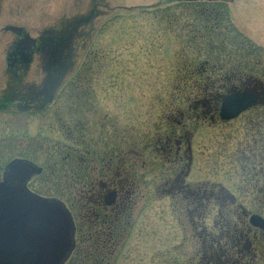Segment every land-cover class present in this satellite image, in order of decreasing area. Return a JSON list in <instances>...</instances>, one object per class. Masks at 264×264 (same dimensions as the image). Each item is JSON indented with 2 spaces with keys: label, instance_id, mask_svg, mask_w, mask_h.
I'll return each mask as SVG.
<instances>
[{
  "label": "rangeland",
  "instance_id": "obj_1",
  "mask_svg": "<svg viewBox=\"0 0 264 264\" xmlns=\"http://www.w3.org/2000/svg\"><path fill=\"white\" fill-rule=\"evenodd\" d=\"M0 1V89L3 87L6 77L4 54L7 47L5 43L8 37L13 36L1 30V27L7 23L24 27L30 36L35 37L44 29H51L55 32L56 29L70 24L68 21L73 22L75 19L77 21L81 19L84 27L78 28V31L81 32V36H83V31L90 38L84 41L85 44L81 49L77 50L73 70L70 73L72 76L65 84L69 89L79 76L90 75L94 79H98L95 82L94 94L92 92L90 96L93 105L90 111H86L89 108L85 107L79 109L78 102L68 94L65 95V91H62L61 94L60 91H56L57 95L54 97L56 102L50 103L49 107L40 112H38V106L34 108V111L25 114L9 111L14 110L12 108L5 110L9 112L0 111L1 168L13 158L28 157L30 160H38V162L42 158L41 162L46 170L52 167V169L63 171L62 166L55 162L57 151L53 145L55 141L61 143V135L58 134L59 131L54 133L53 130H48L50 123L60 120L70 124L75 119H79L80 122H88L90 125L93 120H102L103 116L109 115L113 117L115 127L114 148L117 151L118 149L126 151V147L123 146V144L126 145V142L132 148L134 140L127 141L124 130L129 129L127 132L130 133L138 132L140 128L139 115L143 111H147V105L151 99L161 100V96L163 99L170 98L172 93L169 87L175 83L177 68L180 67L182 57L196 51L183 41V38L187 40V37L181 36L173 48V58H167L160 53L166 47L160 37L153 40L157 42L156 44H150L149 42H152L150 40L140 39V36L144 35L141 33L142 29L145 32L156 31L161 34L163 32L162 28H153V26L149 28L142 25L143 22L152 21L154 15L158 13L153 8H150L149 11L144 9L149 6L148 4L154 3L153 0ZM222 5H224V9L228 7L227 4ZM229 9L226 10L224 23L220 25V29L213 32L218 33L219 38H215L212 34L216 42L215 49L207 51V55L225 63L224 68L226 69H233L232 66L235 64L241 65L242 75L250 76L252 74L261 78L264 75V0H233ZM179 10H182L180 6ZM183 20L185 19L180 20L182 26L186 23ZM124 26L127 29H124ZM175 27H177V23ZM70 29L74 31L73 26ZM173 31L176 33L175 28ZM235 35L237 36L236 41L233 38ZM228 40L231 42H227V45L219 43V41L222 43V41ZM224 52H228L227 56L223 55ZM108 74L110 75L108 76ZM107 77H109L111 92L105 95L106 92L104 94L100 92L102 88L97 84L106 82ZM25 81H28V78H25ZM102 84L104 86L105 83ZM154 104V108L145 115L146 130L148 131L145 136L146 144L153 142V136H150L149 131L153 133L157 124L159 125L160 122L164 124V121L160 119L159 105L161 103L155 102ZM182 106L181 108L185 110V107ZM93 110L96 111L95 117H92V113H90ZM262 111L258 110V112ZM247 117L241 116L231 123H217L218 125L216 122L214 125L205 122L197 126V123L194 122L193 127L197 129L194 130L191 139L194 164L192 167L193 179L201 181L205 174V179L223 181L231 190L241 188L243 192L240 195L243 197L251 195L257 197L251 186L241 187L239 185V175L237 172H231L229 166V164H234L233 161L237 163V159L241 161V153H246L250 146ZM54 125L58 128L57 124ZM17 141L18 147L15 145L11 150V146ZM32 141H35V147L31 146ZM138 141L139 138H135V142L138 143ZM40 143H43L45 147V149L42 148L45 155L42 153V157L39 155L36 157L34 153L40 149ZM262 143L264 145V140ZM47 146H49L48 149H46ZM215 153L217 156L213 157ZM60 157L58 155L57 159ZM238 164L240 169L242 162H238ZM60 175L63 177L65 173L60 172ZM40 179L41 177H36L30 182L31 190L38 194L62 198L58 194L63 192L64 178L58 183L52 180V176H48L44 182ZM58 184L59 186H57ZM258 189L261 191L262 188L259 186ZM73 192L74 189H72ZM146 192H148L147 189ZM165 204L166 202H163L158 205V212L165 210L163 218H158L156 204H150L148 209L142 211L145 213L136 220V226L132 229L130 236V244H126L123 250L120 248L119 257L111 264H173L176 263V260L179 261V264L186 263L184 259H187L189 251L185 246L183 248L175 247L176 251H171L172 245L179 244V241H172L174 239H172L170 231L171 219ZM250 205L247 204V207ZM180 239L179 235L177 240Z\"/></svg>",
  "mask_w": 264,
  "mask_h": 264
},
{
  "label": "flooded vegetation",
  "instance_id": "obj_2",
  "mask_svg": "<svg viewBox=\"0 0 264 264\" xmlns=\"http://www.w3.org/2000/svg\"><path fill=\"white\" fill-rule=\"evenodd\" d=\"M68 23L70 24L62 26V28L70 29L74 26L75 37L70 36L69 31L66 32L64 30L62 32L64 35L59 36L61 29L59 32L44 29L33 37L31 42L29 40L30 37H27L24 29L22 31L20 28L21 31L13 32L11 29L17 28L16 26L7 24L1 27L3 32L12 34L13 36H11V38L8 37L5 43L7 47L4 54L6 77L3 87L0 89V111L12 108L14 110L9 111L25 114L29 111H34L36 106H38L37 108L39 111L40 109L43 110L49 107L50 103L54 104L56 102V100L50 99L52 94L51 90L54 89V81L58 80L57 76L60 75L59 71L62 67H65V62H67L70 56V52H67V46L75 44L74 42L81 37V32L78 31V28H81L83 25L81 19L79 21L75 19L73 22L68 21ZM25 78H28V81H25ZM96 81H98V79H94L90 75L86 77L79 76L69 89H67L65 84L60 90V94L62 91H65V95L68 94L69 97L74 98L78 102L79 109L85 107L89 108L86 111H90V108L93 107L90 96L92 92L94 94ZM102 83L103 82H99L97 85L103 86ZM232 88L231 91L237 89L242 90L244 87L241 86L239 88L233 86ZM249 90H252L258 95V101L249 110L252 111L258 109L259 105L264 104V88H261L260 95L259 92L256 91L258 90L257 88H251ZM100 92L103 94L106 92L105 95H108L110 90L105 87ZM161 105L162 103L160 106ZM90 113H92V117L96 116L95 110ZM168 114V112H162V116H167ZM200 116V111H195L194 109L190 110L187 116H184V113L179 115L180 118L178 117L179 121H177V126L173 127L175 130L173 142H169V138L167 137L168 133L166 131L159 133L161 140L157 141L155 148L160 155L157 163V165H160V168L155 170L156 188H160L175 177L177 173V161H188V163L191 164V154L186 149V146L190 144V140L194 134L193 123L199 121L197 118L200 119ZM83 124L84 122H80L79 119H75L70 124H66L63 120L57 121L58 133L62 135L60 139L64 141L61 142V144H58L59 142L56 144L58 150L63 151L59 155L61 156V166L65 173L63 176L65 179L63 186L65 188L61 194V200L68 205L70 202L76 204L77 213H75V215L73 214V217L76 218L83 219L88 217V214H91L94 221H100L101 218L102 222L110 219L115 221L119 217L123 220L124 228L121 234V242L113 251L112 259L109 264H111L112 261L115 262L119 257L121 252L120 248L123 250L126 244H130L132 229L136 226V220L142 216V210L147 208V204H156L157 216L158 218H163L165 210L158 212V205L163 202H166V211L171 219L170 231L172 239H174L172 241H179V244L175 243V245H172L171 251L174 250L175 247L183 248V246H185L189 251L187 259H184L186 262L185 264H264V230L252 227L249 224V218L251 216H258L264 220V194L261 193L264 188L263 135L262 138H259V133H257V137L253 139L250 147V149L257 152L255 156L252 155L254 160L251 164L253 165L247 176L250 177L252 183L251 185H248L247 182L243 184V180L240 178L239 184L241 187L251 186L254 192H256L255 196L257 197H252V195L250 197H243L240 195L243 192L241 188L231 190L223 181L205 179V174V177L202 178V184L216 185L227 189L232 194L229 201L236 204L239 212L238 218L241 217L237 222L240 226L239 229H237V238L231 241L232 243L223 241L218 249L213 247V254H217V256L213 259H207L205 256L201 257L199 253V251L204 250V247L206 248L204 243L205 238H203L202 235L200 238L198 232L194 229V226H192L187 217L193 202L180 199L178 200L179 205L176 206L169 196H153L146 192V189L141 190L146 182L145 163H142L141 167L139 166V179L133 178L131 182L133 186H136V189L138 187L139 193L130 192L129 186L131 183H128L129 177L125 175L124 171L119 167L120 164H116L115 160V156L117 159L120 156L116 155L114 148L115 133L113 117L107 115L103 116L102 120H93L90 125L86 122L87 127ZM159 126L160 124L157 129H159ZM48 127L55 133L56 130L53 128L52 123H50ZM163 137L166 138V141L162 140ZM71 138H74V142L69 140ZM83 140H85V143ZM18 141L11 146V150L15 145L18 147ZM248 150L249 148H247V152ZM1 153L2 150H0V154ZM127 154H130L129 149L126 150L124 156ZM241 156L245 157V152L241 153L240 157ZM238 162L239 160L237 159V163L229 164V166L231 171H240L241 177H243V168H238ZM190 177L189 166L185 176V182L187 184H195L192 179H189ZM125 186L128 187L125 188ZM259 186L262 188L261 191L258 189ZM72 189H74V192L71 195ZM133 194L135 204L129 216L121 217L120 214L119 216L115 215L114 211L122 206L124 200L128 202L133 198ZM202 199L207 202H221L218 200L221 198L215 196H206L202 197ZM223 202L224 200H222V203ZM137 203L139 204L138 212L135 211ZM247 204L251 205L247 207ZM71 207L72 203L70 204V208ZM97 207H99L100 210H98ZM215 217L216 216L213 215L206 220V225L209 230H211L209 231L206 229L208 232H214L216 229L214 226ZM76 218L75 226L77 225ZM213 234L217 233L214 232ZM179 235L181 239L177 240ZM76 238L77 232L75 234V240ZM206 250L207 249L204 251ZM173 264H179V261L176 260V263Z\"/></svg>",
  "mask_w": 264,
  "mask_h": 264
},
{
  "label": "trees",
  "instance_id": "obj_3",
  "mask_svg": "<svg viewBox=\"0 0 264 264\" xmlns=\"http://www.w3.org/2000/svg\"><path fill=\"white\" fill-rule=\"evenodd\" d=\"M227 1L229 0H161L156 7H153V10H156L158 13L154 15L152 21L143 22L142 25H146V27L149 28H151V26H153V28L159 27L163 29V32L162 34L156 31L145 32L144 29H142L141 33H144V35H141L140 39L150 40L152 41L149 42L150 44H156L157 42L153 40L159 39L160 37V39L164 42L163 45L166 46L164 51H161L160 53L167 58H173V48L180 40L181 36L187 37V40L183 38V41L188 45V47H191L196 51L190 52L185 57H182L183 59L181 60L180 67L177 68L175 83L169 87L171 89L170 92L173 95L171 94L169 99L167 97L163 99V96H161L162 105H159L160 117L161 121H164V124L160 123L159 129H157L156 125L153 133L149 131L150 136H153V142L151 144H146L145 136L148 131L146 130L147 121H144L142 124L143 131L138 130V132L130 133L127 132L129 130H124L127 141L130 139L134 140L132 148L128 146L127 142L126 145L123 144V146L126 147V150H130V154L124 156L126 151H121V149H118L117 151L115 149L116 155L120 156L118 159L115 156L116 164H120L119 167H121L125 175H128V183H131L133 178L139 179V166L141 167L142 163H145L146 182L145 186H143L141 190L147 189L153 196H169L172 201H174L176 206L179 205L178 200L180 199L193 202L192 208L188 211L187 217L189 218V222L192 226H194V229L198 232L200 238L201 235L205 238L204 243L206 248L204 247V250H207L199 251V253L201 257L205 256L207 259H213L217 256V254H213V247L218 249L223 241L232 243L231 241L237 238V229L240 227L237 222L241 217L238 218L239 212L236 204L229 201L232 194L221 186L205 185L202 183L187 184L185 182V176L188 171L187 161H177V176L175 175L172 180L162 185L160 188H156L155 170L160 168V165H157L160 155L155 148L157 141L161 140V136H159V133L161 132L166 131L168 133L167 137L169 138V142H173V134H175L173 127L177 126V121H179L178 117L182 113H184V116H187L190 110L194 109L195 111H200L201 114L200 119L197 118V120H199L197 122H200L201 120V122L215 123L218 104L223 95L230 92L233 89V86L239 88L242 86L244 87L243 89L257 88L258 90L256 91L259 93H261V88H264V82H257L256 77L252 74H250V76L242 75L240 70L241 65L235 64L232 66L233 69H226L224 68L225 63L217 61L207 55V51L215 49L216 42L214 39L217 37L219 38V34L213 32L219 30L220 25L224 23L226 7L224 9V5L222 4H225ZM172 5H175L176 7H173ZM179 6L182 10H179ZM149 10L150 8L146 9V11ZM181 19H185L183 22H186L183 26L181 25ZM176 23L177 27H175ZM173 28L176 29V33L173 31ZM124 29H127V27L124 26ZM82 33L83 36L78 38L76 41L77 45L80 40H82V42L87 41V39L89 40V35L83 31ZM212 34L215 36L214 39ZM227 42L230 43L231 41H222V43L219 41L221 45H227ZM227 54L228 52H224L223 55L227 56ZM68 66L67 62L66 67ZM62 70H64V67H62L61 71ZM55 85L56 84H54V86ZM181 106L185 107V110L182 109ZM152 108L153 107L149 108L148 111ZM259 109L263 111L258 112L254 109L247 115L250 146L248 152L245 153V157H241V161L239 160V163L242 162V173L245 177H241L240 171L233 170L234 172H237L239 178L243 180L242 183L245 184L247 182L248 185H251L252 183V181H250V177H247L249 170L253 165L251 164L254 160L252 155L255 156L257 153L253 151V149H250V147L253 139H256L257 133H259V138H262V135L264 136V104L259 105ZM162 112H168L169 114L167 116H162ZM137 137L139 138L138 143L135 142V138ZM69 140L74 142V138ZM162 140L166 141V138L163 137ZM83 142L85 143V140H83ZM42 148L44 147H41L37 150L38 152L34 153L36 157L43 153ZM59 154L60 153L57 152L55 162L58 163V165H62L61 157L57 159ZM25 159L29 158L27 157ZM59 162L61 163L59 164ZM153 162L155 163L153 164ZM233 163L235 162L233 161ZM44 168L45 173L42 176V182H44L48 176H52V180L56 183L61 182L63 177L60 175V172L63 171L56 170V168L52 169V167H49L47 170L45 166ZM57 186H59V184ZM127 187L128 186H125V188ZM129 191L132 193H139L138 187L136 189V186H133L132 183L129 186ZM261 193L264 194V188ZM72 194L73 193H71V195ZM206 196L220 197L221 199L218 200L221 202L204 201L202 197ZM222 200H224L223 203ZM71 203L72 207L70 208ZM134 204L135 198L133 194V198H131L128 202L124 200L122 206L114 211L115 215L119 216L120 214L121 217H128L134 207ZM66 205L74 215L77 213L75 203L70 202L69 205ZM99 207H97L98 210L101 208ZM213 215L216 216L214 220V226L216 229L214 228V232L217 234L207 231L209 228L206 225V220ZM97 221H94L91 214H88V217L83 219L76 218V245L72 254L66 261V264L110 263L113 251L121 242V234L124 228L123 220L119 217L115 221L110 219L102 222V218L100 221ZM224 239H227L228 241Z\"/></svg>",
  "mask_w": 264,
  "mask_h": 264
},
{
  "label": "water",
  "instance_id": "obj_4",
  "mask_svg": "<svg viewBox=\"0 0 264 264\" xmlns=\"http://www.w3.org/2000/svg\"><path fill=\"white\" fill-rule=\"evenodd\" d=\"M251 92L230 93L220 109L221 121L251 108ZM39 171L23 161H12L0 181V264H62L72 251L69 214L57 201L30 194L25 183ZM112 195V194H109ZM110 204V203H108ZM249 224L264 230V220L251 216Z\"/></svg>",
  "mask_w": 264,
  "mask_h": 264
},
{
  "label": "bare ground",
  "instance_id": "obj_5",
  "mask_svg": "<svg viewBox=\"0 0 264 264\" xmlns=\"http://www.w3.org/2000/svg\"><path fill=\"white\" fill-rule=\"evenodd\" d=\"M153 2H155V1L153 0ZM150 3H152V2H150Z\"/></svg>",
  "mask_w": 264,
  "mask_h": 264
}]
</instances>
